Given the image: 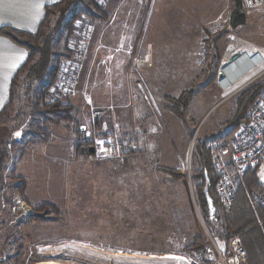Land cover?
<instances>
[{
	"label": "rangeland",
	"instance_id": "374dc122",
	"mask_svg": "<svg viewBox=\"0 0 264 264\" xmlns=\"http://www.w3.org/2000/svg\"><path fill=\"white\" fill-rule=\"evenodd\" d=\"M132 1H120L118 9L121 12L117 21L123 27H130L129 30L121 29L131 32V48L144 53L148 59L145 65L151 66L152 61L154 70H165L166 76L171 78L170 81L166 77L172 94L164 99L165 110L186 126L188 137L174 138L175 147L187 140L186 167L170 168L181 173L175 177L156 171L155 164L151 163L147 171L136 167L110 179V173L104 171L108 168L103 167L104 162L136 156L140 149L136 154L110 159L96 155L78 158L76 154L74 159L66 158L65 153L78 141L75 130L80 131L81 125L88 126L84 132L80 131L84 133L82 138L87 139H93L103 131L116 130L101 122L103 112L88 109V116L84 118L70 103L77 94L78 84L74 94L56 101L72 109L74 123L45 120L46 116L38 115L33 109L41 90L40 84L21 76L14 86L15 98L9 113L0 118V157L2 152L6 154L2 156L4 161L0 171V264H175L179 258L184 259V264H204L200 253L203 247L211 245L210 239L218 249L226 247L227 241L212 234L213 203L209 197L206 209L199 203L196 193L198 178H193L199 169L196 155L200 153L202 143L210 152V164L213 143L219 145L224 156L230 154L231 139L237 129L230 137L225 134L231 128L229 122L236 111L237 99L255 83H264L262 69L259 73L256 70L251 72L239 86L230 88L227 93L222 92L224 88L220 85L218 89L222 91L216 88V79L222 78L218 71L230 58L257 51L264 53V7L248 9L243 4L246 23L232 30L229 17L234 0ZM104 2L96 0L102 8L101 18L96 19L83 14V11L87 12L83 5L75 6L82 15L74 22L70 38L76 31L75 23L87 20L85 58L94 22L105 19ZM136 4L138 16L123 18L125 11H134ZM68 41L69 55L59 59L71 57ZM55 46L57 50L59 43ZM181 52V61L188 63L180 67L179 77L177 64ZM84 59L79 63L78 83ZM166 59L176 61L175 65L167 62L163 66ZM161 73L156 71L153 76L158 78ZM259 74H263L261 78ZM243 75L241 73L238 77ZM129 92L135 94L133 109H139L137 93L131 82ZM186 92H192L194 96L187 107L191 110H187L182 120L174 115L173 109L177 99L182 95L187 97ZM47 117L53 116L47 114ZM177 122L173 124L176 127L174 132L180 127ZM39 124L49 134V141L33 145ZM120 134L134 135L138 142L140 140L135 124L129 133ZM43 147L49 150L45 153ZM59 148L64 150L63 157L58 155ZM30 156L33 159L27 163ZM30 164L32 169L27 171ZM258 177L260 184L259 173ZM20 185L24 188V198L20 189L13 188ZM250 198L264 211L260 202H255L251 195ZM6 199L11 202L10 206ZM40 205L45 207L37 209ZM195 236L203 238L206 243L198 250H190Z\"/></svg>",
	"mask_w": 264,
	"mask_h": 264
},
{
	"label": "crops",
	"instance_id": "0c3cea01",
	"mask_svg": "<svg viewBox=\"0 0 264 264\" xmlns=\"http://www.w3.org/2000/svg\"><path fill=\"white\" fill-rule=\"evenodd\" d=\"M60 1L0 0V29L5 27L15 31L36 33L44 17L45 7ZM120 1L105 0L103 6L105 19L94 22L92 35L89 40L88 55L82 64L77 94L70 100V103L76 107L75 109H79V113L81 112L84 118L88 116V111H90L88 109L103 112L101 122L115 129L116 132L129 133L135 124L140 133V154L127 157L122 161L112 160L104 162L103 167H108L104 171L110 173H108L110 179L118 177L119 173L122 174L126 170H132L136 167L143 169V172L147 171V167L150 168L151 163L155 164L153 168L156 171L157 167L183 169L188 162V159L186 160L187 140L182 144H177V147H175L174 138L176 136L178 138H187L188 135L185 133L186 126L183 123L177 122L165 110L164 99L167 95L172 94L171 86L166 83V72L158 68L154 70L152 68L154 66L152 61L151 66L145 65L148 59L144 56V53L136 52L134 48H131V32H126L121 29L122 27L125 30H129L130 27H123L122 23L117 21L119 19V13L121 12L118 9ZM141 1L137 0V2ZM131 3L130 7L133 8V4ZM137 6V4L134 6V11H125L123 18L130 15L138 16L139 10ZM197 35L198 31L195 34L196 50L199 47ZM178 54L180 55L177 64L179 66L177 69L179 75L182 64H187L188 62L185 61L183 63L181 61L183 60L182 52ZM26 59L27 52L23 47L0 35V112L10 101L13 89L12 81ZM133 59L142 61L143 65H131ZM230 59L218 71L219 75H223V77L221 79L215 78L218 82L216 83V88L218 89V85H220L224 90H218L222 92L227 93L230 91V88L239 86L251 72L253 73L256 70L255 72L259 73L264 69V64L251 68V63L247 55H239L237 58ZM233 59H235L234 62H232ZM167 62L170 65H175L176 63V61H168L166 59L163 66ZM221 62L223 63V58H220ZM14 65L15 67H13ZM153 71L154 73H152ZM156 71L157 74L160 71L162 72L158 78L153 76L156 74ZM174 72H176V66ZM241 73L244 75L238 77ZM260 76L259 78H261ZM169 80L171 81V78ZM178 81L180 82V79ZM130 82L137 93V108L139 106V109H133V98L135 94L132 95L129 92ZM172 84L175 85V83ZM244 87H247V85ZM190 110L189 108L188 112ZM176 122L180 127L174 132L173 130L176 127L173 124ZM80 127L84 129V132L88 126L81 125ZM73 141L74 139L71 142L73 143ZM48 144L50 145L51 143ZM54 148L57 149L56 147ZM47 150L49 149L43 147L45 153ZM58 152L59 156H64V150L59 148ZM65 156L66 158L74 159V148L72 147L67 151ZM196 156L199 163V169L197 171H200L202 169L200 153L197 152ZM225 156L227 160H230L228 153ZM30 159H33V157L30 156L27 163ZM31 169L32 164L27 166L26 170L31 171ZM118 170L121 171L118 172Z\"/></svg>",
	"mask_w": 264,
	"mask_h": 264
},
{
	"label": "trees",
	"instance_id": "16d2710c",
	"mask_svg": "<svg viewBox=\"0 0 264 264\" xmlns=\"http://www.w3.org/2000/svg\"><path fill=\"white\" fill-rule=\"evenodd\" d=\"M77 4L83 5L87 14L93 19L101 18L102 8L96 3V0H61L60 2L45 7L44 17L38 27L36 33H27L15 31L9 28H1L0 35L4 36L15 44L23 47L27 52V59L23 66L19 69L12 81V93L9 103L0 112V118L8 115L12 102L15 98L14 86L15 83L23 76L24 80H33L40 84L41 90L37 94L36 103L33 109L37 110L38 115L46 116L45 120H52L55 123H74L75 119L73 111L69 106H62L56 101H51L47 95V90L52 84L55 76L56 64L59 57L68 56L67 40L73 32L74 22L82 15L81 10L75 9ZM59 43L56 50L55 44ZM264 87V83L258 82L249 87L238 97L236 102V112L233 119L230 120V129L226 131L225 137H230L233 130L244 121L245 114L251 104L255 101L259 91ZM187 93V92H186ZM185 93V94H186ZM187 97L177 99L174 102L173 113L178 118L184 119L186 116L187 107L190 100L193 98V93H187ZM177 107H179L177 109ZM184 108V109H181ZM36 112V111H35ZM47 112V113H45ZM50 114L51 117H47ZM35 137L32 140L33 145H39L49 141V134L44 130L43 125H38ZM78 141L74 146V152L78 158H87L92 154L88 153V149L92 146V139L82 138L84 133L75 130ZM80 138V139H79ZM200 156L202 169L195 173L193 178H198L196 183V193L199 203L203 209L207 208V199L209 197L215 207V212L211 223L212 234L221 237L224 241H228L232 237H238L247 254V264H264V211L260 205L251 201L252 193L264 195V190L258 182V173L254 170H248L243 182L238 187L232 207L228 210L223 209L218 201L216 194V177L213 174L210 164V152L200 144ZM6 154L2 152L0 157V171L3 163V157ZM3 156V157H2ZM157 170L162 173H167L170 176H179L181 173L174 169L157 167ZM19 190L24 198V188L22 185L13 186ZM13 192L14 190H10ZM7 205H11L8 199L5 200ZM26 202V200H24ZM9 203V204H8ZM52 208L51 205H48ZM45 205H40L37 209L44 208ZM55 211V209H53ZM38 219V217H32ZM205 240L199 236H195L190 250H198L203 247Z\"/></svg>",
	"mask_w": 264,
	"mask_h": 264
},
{
	"label": "built area",
	"instance_id": "2783aa9c",
	"mask_svg": "<svg viewBox=\"0 0 264 264\" xmlns=\"http://www.w3.org/2000/svg\"><path fill=\"white\" fill-rule=\"evenodd\" d=\"M242 2L248 9L264 7V0H242ZM75 24L76 31L68 39L71 57L59 59L53 83L47 90L51 101L61 100L66 95L74 94V89L78 84L79 63L87 53L89 23L87 20H78ZM241 55H247L251 68L264 64L263 52ZM234 61L235 59L232 60ZM132 64L141 66L143 62L133 59ZM92 146L96 156L109 159L125 157L139 151V142L134 135H124L118 132L103 131L92 139ZM211 150L212 171L217 179L216 194L223 209L228 210L232 207L238 187L242 184L243 177L248 170H254L260 174V186L264 190V87L246 111L244 121L238 126L231 139L230 160L225 158L218 144L213 143ZM251 197L264 207V198L260 194L252 193ZM210 241L211 245L203 247L200 253L204 264L247 263V254L238 237L230 238L226 247L220 249L212 239ZM175 264H184V259H176Z\"/></svg>",
	"mask_w": 264,
	"mask_h": 264
},
{
	"label": "water",
	"instance_id": "95a60500",
	"mask_svg": "<svg viewBox=\"0 0 264 264\" xmlns=\"http://www.w3.org/2000/svg\"><path fill=\"white\" fill-rule=\"evenodd\" d=\"M234 9L230 13L229 17V26L231 29H237L241 26H244L246 23L247 15L243 8V2L242 0H234ZM221 76V75H220ZM84 129H80V131H83ZM89 154H93V147H90L88 149Z\"/></svg>",
	"mask_w": 264,
	"mask_h": 264
},
{
	"label": "bare ground",
	"instance_id": "6f19581e",
	"mask_svg": "<svg viewBox=\"0 0 264 264\" xmlns=\"http://www.w3.org/2000/svg\"><path fill=\"white\" fill-rule=\"evenodd\" d=\"M91 147H93V146H91ZM95 154H94V148H93V154L91 155V156H94Z\"/></svg>",
	"mask_w": 264,
	"mask_h": 264
},
{
	"label": "snow or ice",
	"instance_id": "6c2138e0",
	"mask_svg": "<svg viewBox=\"0 0 264 264\" xmlns=\"http://www.w3.org/2000/svg\"><path fill=\"white\" fill-rule=\"evenodd\" d=\"M13 67H15V65ZM17 135H20V133H17Z\"/></svg>",
	"mask_w": 264,
	"mask_h": 264
}]
</instances>
